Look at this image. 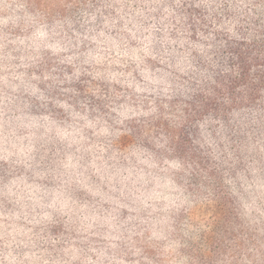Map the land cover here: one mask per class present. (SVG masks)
I'll return each instance as SVG.
<instances>
[{
    "label": "clouds",
    "instance_id": "9594fccd",
    "mask_svg": "<svg viewBox=\"0 0 264 264\" xmlns=\"http://www.w3.org/2000/svg\"><path fill=\"white\" fill-rule=\"evenodd\" d=\"M0 264H264V0H0Z\"/></svg>",
    "mask_w": 264,
    "mask_h": 264
}]
</instances>
